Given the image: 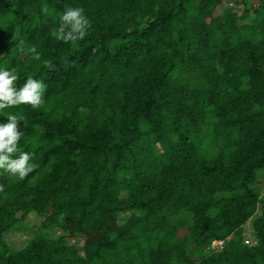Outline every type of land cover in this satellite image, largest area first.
Here are the masks:
<instances>
[{
	"label": "trees",
	"instance_id": "obj_1",
	"mask_svg": "<svg viewBox=\"0 0 264 264\" xmlns=\"http://www.w3.org/2000/svg\"><path fill=\"white\" fill-rule=\"evenodd\" d=\"M13 68L46 92L0 110L38 165L0 170V264H264V0H0Z\"/></svg>",
	"mask_w": 264,
	"mask_h": 264
},
{
	"label": "clouds",
	"instance_id": "obj_2",
	"mask_svg": "<svg viewBox=\"0 0 264 264\" xmlns=\"http://www.w3.org/2000/svg\"><path fill=\"white\" fill-rule=\"evenodd\" d=\"M43 13H47V5L41 8ZM91 22L82 7H67L59 17V26L53 30L55 39L67 44H75L82 41L89 34ZM23 44V41L20 42ZM34 53V59H40L35 47L29 49ZM45 67L52 68V64L45 62ZM19 75L16 69H0V110L5 108L19 107L20 105H30L34 110L44 104L46 85L43 81L28 77L26 83L17 89L16 83ZM23 116L10 114L7 116V123H0V170L11 176H16L23 180L36 170L38 165L30 163L34 153L19 150V142L24 133L20 130V123ZM19 152L18 157L16 154ZM16 157V158H14ZM5 188L0 185V192Z\"/></svg>",
	"mask_w": 264,
	"mask_h": 264
},
{
	"label": "rangeland",
	"instance_id": "obj_3",
	"mask_svg": "<svg viewBox=\"0 0 264 264\" xmlns=\"http://www.w3.org/2000/svg\"><path fill=\"white\" fill-rule=\"evenodd\" d=\"M225 5L228 7V6H229V2H226ZM41 41H43V40H42V39H38V42L41 43ZM44 45H45V42L39 45V46L42 48V51H43V46H44ZM44 49H45V46H44ZM258 173H259V175H258V179H259V181L261 182V188H260V189H261V191L264 193V169L260 170ZM250 225H251V222L249 221V222L245 225V227L248 228ZM248 229H249V228H248ZM92 232H94V231H92ZM93 234H94V233H93ZM94 237H95V236H93V237L91 238V244H89V248L94 247V244L96 243ZM17 238H18V237L16 236V237L14 238V240H16ZM23 238H24V236H22L20 239H18V240L16 241V245H17V246L19 245L20 241L23 240Z\"/></svg>",
	"mask_w": 264,
	"mask_h": 264
}]
</instances>
